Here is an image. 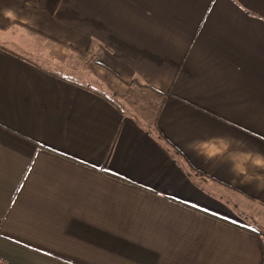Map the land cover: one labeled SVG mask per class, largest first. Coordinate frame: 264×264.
<instances>
[{
  "label": "crops",
  "instance_id": "1",
  "mask_svg": "<svg viewBox=\"0 0 264 264\" xmlns=\"http://www.w3.org/2000/svg\"><path fill=\"white\" fill-rule=\"evenodd\" d=\"M0 264H264V0H0Z\"/></svg>",
  "mask_w": 264,
  "mask_h": 264
},
{
  "label": "rangeland",
  "instance_id": "2",
  "mask_svg": "<svg viewBox=\"0 0 264 264\" xmlns=\"http://www.w3.org/2000/svg\"><path fill=\"white\" fill-rule=\"evenodd\" d=\"M54 55H56V62L63 66H53L54 71L72 80H78L84 75L82 78L84 82H87V78H92L93 82L94 78L98 77L99 71L101 72V69L96 64L95 56L78 53H69V55L65 54V56H62L59 52L54 53Z\"/></svg>",
  "mask_w": 264,
  "mask_h": 264
}]
</instances>
